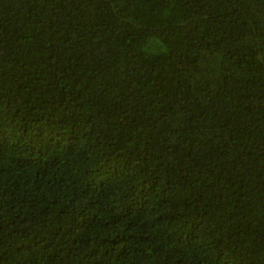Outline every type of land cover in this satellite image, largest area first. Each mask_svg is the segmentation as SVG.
<instances>
[{"label":"trees","instance_id":"obj_1","mask_svg":"<svg viewBox=\"0 0 264 264\" xmlns=\"http://www.w3.org/2000/svg\"><path fill=\"white\" fill-rule=\"evenodd\" d=\"M0 264H264V0H0Z\"/></svg>","mask_w":264,"mask_h":264}]
</instances>
